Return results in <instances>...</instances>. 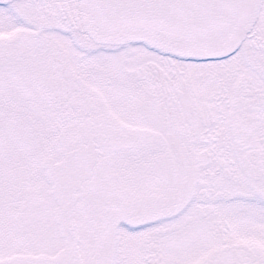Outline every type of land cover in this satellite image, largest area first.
Returning a JSON list of instances; mask_svg holds the SVG:
<instances>
[{
  "label": "snow or ice",
  "instance_id": "snow-or-ice-1",
  "mask_svg": "<svg viewBox=\"0 0 264 264\" xmlns=\"http://www.w3.org/2000/svg\"><path fill=\"white\" fill-rule=\"evenodd\" d=\"M0 264H264V0H0Z\"/></svg>",
  "mask_w": 264,
  "mask_h": 264
}]
</instances>
